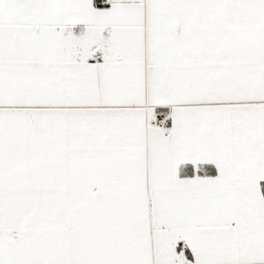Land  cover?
Returning <instances> with one entry per match:
<instances>
[{"label":"snow or ice","instance_id":"obj_1","mask_svg":"<svg viewBox=\"0 0 264 264\" xmlns=\"http://www.w3.org/2000/svg\"><path fill=\"white\" fill-rule=\"evenodd\" d=\"M0 264H264V0H0Z\"/></svg>","mask_w":264,"mask_h":264}]
</instances>
